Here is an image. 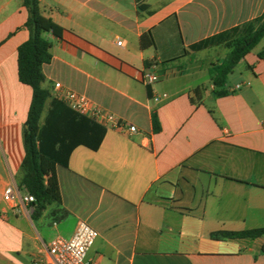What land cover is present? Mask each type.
Listing matches in <instances>:
<instances>
[{"label": "crops", "instance_id": "0c3cea01", "mask_svg": "<svg viewBox=\"0 0 264 264\" xmlns=\"http://www.w3.org/2000/svg\"><path fill=\"white\" fill-rule=\"evenodd\" d=\"M39 1L63 29L44 34L53 58L42 68L51 98L40 124L60 83L124 130L101 125L97 150L77 146L56 165L61 204L33 219L19 187L33 91L19 81L18 48L29 14L22 0H0V264H55L50 242L70 239L79 221L98 233L88 253L97 264H264V237L211 238L264 227V37L223 88L210 71L229 50H191L262 17L264 0ZM144 34L153 46L141 45Z\"/></svg>", "mask_w": 264, "mask_h": 264}, {"label": "trees", "instance_id": "16d2710c", "mask_svg": "<svg viewBox=\"0 0 264 264\" xmlns=\"http://www.w3.org/2000/svg\"><path fill=\"white\" fill-rule=\"evenodd\" d=\"M22 4L29 14L25 24L29 39L18 48V77L22 84L31 87L33 96L25 123V157L21 165L23 178L19 187L27 195L34 197L35 201L31 204L35 219L51 204H61L56 165L67 166L68 157L77 146L83 145L97 150L106 129L54 99L50 101L44 124H40L45 104L51 98L50 92L43 88L45 76L42 68L43 65L50 64L53 58L51 44L44 34L51 33L61 38L63 29L43 14L39 0H22ZM263 37L264 15L193 45L191 50L199 51L213 46H222L229 50L222 63L210 71L214 87L223 88L238 63L251 53ZM141 45L145 48L154 45L150 34L142 36ZM152 119L153 131L158 133L160 124L156 114ZM261 237H264V227L211 235L214 240ZM262 251L264 254V245Z\"/></svg>", "mask_w": 264, "mask_h": 264}, {"label": "built area", "instance_id": "2783aa9c", "mask_svg": "<svg viewBox=\"0 0 264 264\" xmlns=\"http://www.w3.org/2000/svg\"><path fill=\"white\" fill-rule=\"evenodd\" d=\"M118 46H122V42L118 41ZM143 80L147 84H154L158 81V77L151 73H145ZM166 95L156 96V101L166 98ZM52 98L63 103L72 111L81 116L87 117L102 126L124 130V126L117 121L116 117L109 111L103 109L94 103L87 95L65 88L60 83L53 86ZM136 127L130 126V133L136 132ZM15 188L9 186L5 189L2 197L5 202H12L15 198ZM24 201L33 203V196H25ZM98 233L87 222L79 221L74 235L70 239L55 237L48 246V253L52 257L55 264H97L88 258V253L93 247Z\"/></svg>", "mask_w": 264, "mask_h": 264}]
</instances>
